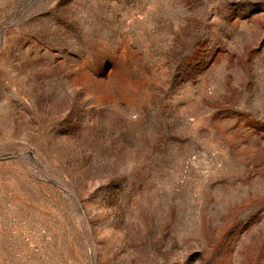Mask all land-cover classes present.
<instances>
[{"label":"rangeland","instance_id":"rangeland-1","mask_svg":"<svg viewBox=\"0 0 264 264\" xmlns=\"http://www.w3.org/2000/svg\"><path fill=\"white\" fill-rule=\"evenodd\" d=\"M0 264H264V0H0Z\"/></svg>","mask_w":264,"mask_h":264}]
</instances>
